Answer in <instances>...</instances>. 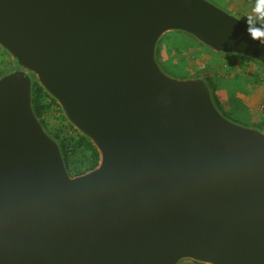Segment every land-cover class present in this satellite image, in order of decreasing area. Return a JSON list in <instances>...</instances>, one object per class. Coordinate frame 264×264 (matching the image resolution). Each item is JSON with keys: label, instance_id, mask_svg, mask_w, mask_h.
<instances>
[{"label": "water", "instance_id": "obj_1", "mask_svg": "<svg viewBox=\"0 0 264 264\" xmlns=\"http://www.w3.org/2000/svg\"><path fill=\"white\" fill-rule=\"evenodd\" d=\"M169 32L264 71V31L208 0H0V264H264V130L160 69ZM34 83L93 169L70 175Z\"/></svg>", "mask_w": 264, "mask_h": 264}, {"label": "rangeland", "instance_id": "obj_2", "mask_svg": "<svg viewBox=\"0 0 264 264\" xmlns=\"http://www.w3.org/2000/svg\"><path fill=\"white\" fill-rule=\"evenodd\" d=\"M208 1L240 18L238 14L253 17L255 13L264 11L262 0ZM261 18L259 22L264 20ZM156 52L160 69L170 78L185 80L206 74L215 86L214 95L219 97L216 96L218 110L227 120L242 127L264 129V71L258 65L244 59L212 53L178 32H169L161 37ZM13 67L10 59L0 51V74ZM42 105L46 130L69 145L71 153L67 167L70 175L77 176L90 170L94 162L91 152L76 147V131L64 122L59 109L49 100L42 99ZM179 264L192 263L183 261Z\"/></svg>", "mask_w": 264, "mask_h": 264}, {"label": "trees", "instance_id": "obj_3", "mask_svg": "<svg viewBox=\"0 0 264 264\" xmlns=\"http://www.w3.org/2000/svg\"><path fill=\"white\" fill-rule=\"evenodd\" d=\"M210 89H211V91L213 93L215 92V86L213 84H210ZM42 99L49 100V102L52 105H54L56 108H58L57 105L55 104V102L52 101L49 97H47L43 93L41 88L36 83H34L33 86H32V106H33V109H34V113L36 114L37 118L40 121V124L43 127H45L44 121H43V117H42V115H43V113H42V109H43ZM214 99H215V103H216L217 108H219L218 101H217L215 95H214ZM53 138L56 139L57 141H59V143H60V151L62 152L64 160H65V163L67 165L68 157H69V155L71 153V150L69 149L68 143L60 141L59 138H57V137H53ZM77 138H78V141L75 143L76 147H83V148H85V149H87V150H89L91 152L92 160L94 161L92 166H91V169H93L97 165V162H98V155H97L96 151L93 149V147L83 137L78 135Z\"/></svg>", "mask_w": 264, "mask_h": 264}, {"label": "flooded vegetation", "instance_id": "obj_4", "mask_svg": "<svg viewBox=\"0 0 264 264\" xmlns=\"http://www.w3.org/2000/svg\"><path fill=\"white\" fill-rule=\"evenodd\" d=\"M262 1H264V0H262ZM228 11V10H227ZM228 12H230V11H228ZM256 15L255 16H253V17H247V16H245V15H243V14H238L239 16H241L242 18H244V20L246 21V22H248V23H253L254 24V26H256L258 29H260V30H264V20L263 21H261V22H259V19L262 17V16H264V11H261V12H257V13H255ZM262 18H264V17H262ZM262 18H261V20H262ZM259 22V23H258ZM204 75H206V74H203L201 77H204L205 78V80H206V82L208 83V84H211L212 83V80L206 75V76H204ZM213 84V83H212ZM257 129H260V130H264V129H262V128H258V127H256ZM50 134V133H49ZM50 136L51 137H53V135H51L50 134ZM192 264H194V263H192Z\"/></svg>", "mask_w": 264, "mask_h": 264}, {"label": "crops", "instance_id": "obj_5", "mask_svg": "<svg viewBox=\"0 0 264 264\" xmlns=\"http://www.w3.org/2000/svg\"><path fill=\"white\" fill-rule=\"evenodd\" d=\"M216 96H217V94H216ZM218 97V96H217ZM219 98V97H218Z\"/></svg>", "mask_w": 264, "mask_h": 264}]
</instances>
